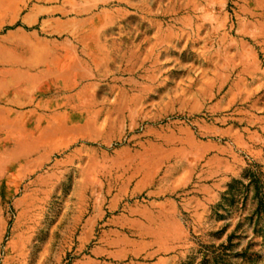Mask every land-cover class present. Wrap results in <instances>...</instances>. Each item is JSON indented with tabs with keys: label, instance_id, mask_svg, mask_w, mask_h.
<instances>
[{
	"label": "rangeland",
	"instance_id": "1",
	"mask_svg": "<svg viewBox=\"0 0 264 264\" xmlns=\"http://www.w3.org/2000/svg\"><path fill=\"white\" fill-rule=\"evenodd\" d=\"M0 264H264V0H0Z\"/></svg>",
	"mask_w": 264,
	"mask_h": 264
}]
</instances>
